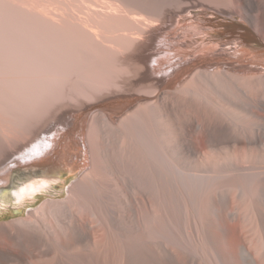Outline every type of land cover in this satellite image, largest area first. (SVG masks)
<instances>
[{"label":"bare ground","instance_id":"obj_1","mask_svg":"<svg viewBox=\"0 0 264 264\" xmlns=\"http://www.w3.org/2000/svg\"><path fill=\"white\" fill-rule=\"evenodd\" d=\"M192 9L239 54L185 52ZM256 38L264 0H0V182L81 171L0 222V264H264Z\"/></svg>","mask_w":264,"mask_h":264},{"label":"rangeland","instance_id":"obj_2","mask_svg":"<svg viewBox=\"0 0 264 264\" xmlns=\"http://www.w3.org/2000/svg\"><path fill=\"white\" fill-rule=\"evenodd\" d=\"M202 11V9H192L190 13H183L185 14V16H183L182 20L181 18H179L178 21L180 22H177L175 26L176 29L180 27L184 29V31L191 30L190 32L197 33H199V31L209 28L206 32H200L199 34L195 35L192 33V35H188L186 37L173 35L172 39L186 38L187 40H189L190 45L185 48V52L190 51L189 53H193L198 48L200 49V47L202 48L204 46H209L217 50L213 51V49H211L210 52L212 53H218L219 51H221L219 54L225 53L223 55H227L229 53V55L227 56H234L235 54H239V50L235 48V45L231 41V43L223 45V43L221 42L222 40H219L217 36L213 34L214 31L220 30V24L224 21L223 18L227 20L226 18L228 16L217 17L213 13L205 14ZM192 14L194 16L191 18ZM206 19H208L212 23L204 24V20ZM192 20H194V23L191 22ZM219 48L221 49L219 50ZM114 108L115 107H113V109ZM82 149L84 150L83 146ZM17 171H22V175L15 179L14 182L8 185L5 183L0 184V222H8L13 219L25 217L27 212L37 209L42 205V203H44L48 199H64L67 196L68 187L74 180L79 177L81 173V171L77 169H75L74 171H68L63 174V181L59 184V186H54V188L52 189H45L41 187L39 188V190L33 192L34 194L32 193V195L30 196L28 195L20 200H17V198H12V192L17 191L18 188H21L25 184H29L30 182L35 181L38 178L36 176L26 173L25 167H20V169H14L12 175L14 172ZM55 181H57V179ZM55 181H52L50 183H54Z\"/></svg>","mask_w":264,"mask_h":264},{"label":"water","instance_id":"obj_3","mask_svg":"<svg viewBox=\"0 0 264 264\" xmlns=\"http://www.w3.org/2000/svg\"><path fill=\"white\" fill-rule=\"evenodd\" d=\"M226 19L228 20L231 18L227 17ZM232 20L238 22V19L232 18ZM251 32L253 35H255V33L253 31H251ZM228 40L231 41L235 45V48H237V49L244 45L242 38L240 36H237V35L230 37ZM251 45H253V46L255 45L254 50H255V48H257L260 51V53H264V42H263V40L256 38V40L250 42V46ZM250 46L247 45L246 48L251 49ZM263 64H264V62H263ZM20 172H22V171H20ZM25 172L30 174V175L33 174V176H41V175H46V174H47V176H57L58 175V174L49 175V174H51L49 172L53 173V171L47 170L46 168H44V170H38L37 168H32V169H27Z\"/></svg>","mask_w":264,"mask_h":264},{"label":"trees","instance_id":"obj_4","mask_svg":"<svg viewBox=\"0 0 264 264\" xmlns=\"http://www.w3.org/2000/svg\"><path fill=\"white\" fill-rule=\"evenodd\" d=\"M15 176H16V179H17L18 177H20L19 173H16Z\"/></svg>","mask_w":264,"mask_h":264}]
</instances>
